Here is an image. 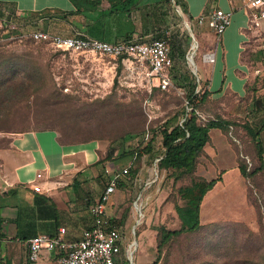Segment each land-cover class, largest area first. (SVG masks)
<instances>
[{"label": "rangeland", "instance_id": "rangeland-1", "mask_svg": "<svg viewBox=\"0 0 264 264\" xmlns=\"http://www.w3.org/2000/svg\"><path fill=\"white\" fill-rule=\"evenodd\" d=\"M177 4L162 0L151 11V34L135 36L144 40L168 36L175 63L169 70L171 87L166 89L132 58L65 53L28 36L14 37L0 26V77L9 78L14 70L16 74L8 82L27 87L6 113L0 112V128L11 130L0 129V147L8 146L10 136L17 131L43 129L64 135L67 144H92L96 161L87 169L90 205L110 174L121 172L109 207L124 238L119 264L151 263L157 254L160 228L180 227L177 207L186 205L179 194L181 186L203 175L209 180L215 178L225 166L219 161L211 165L208 158H203L194 175L160 166L162 130L186 117L189 88L181 86L184 77L200 90L196 103L208 91L200 75L204 67L202 49H191L194 37ZM263 44L264 33L256 30L245 47L243 61L255 71L256 79H252L245 98L231 93L216 99L209 96L195 110L201 124L217 118L228 120L222 131L238 166L246 167L241 187L245 206L234 217L209 218L201 221L198 229L182 233L163 248L157 264H264V167L253 175L261 163L257 142L264 148V74L258 72L264 68ZM193 63L198 69L194 70ZM25 65L29 67L27 72ZM7 70L11 71L8 76ZM234 84L242 87L240 82ZM219 85L217 89L222 87L221 80ZM249 130L258 132V138ZM213 136L217 138L215 133ZM225 156L229 164L231 157ZM220 208L225 210L222 204Z\"/></svg>", "mask_w": 264, "mask_h": 264}, {"label": "crops", "instance_id": "crops-1", "mask_svg": "<svg viewBox=\"0 0 264 264\" xmlns=\"http://www.w3.org/2000/svg\"><path fill=\"white\" fill-rule=\"evenodd\" d=\"M161 2L141 0L139 5L142 7L131 10L130 15L117 13L100 21L83 15L67 16L69 11H75L77 0H0V26L14 37L29 36L34 31L44 30L62 36L83 33L103 41H116L135 37L141 32L151 34V11ZM175 2L181 7L190 34L195 37L192 25L199 36L200 42L196 37L194 41L202 49L204 67L200 75L206 80L210 97L216 99L231 93L245 98L252 79H256L255 71H251V66L243 61V56L247 43L257 30L249 25L243 7L245 0ZM108 6L109 2L103 0L94 9L99 12ZM218 7L233 11L232 22L219 39L206 23L200 24L197 20L200 15L208 16ZM258 31L264 33V29ZM204 53H214L215 63H207L203 59ZM193 67L194 70L198 69L194 63ZM258 72L264 74V68H259ZM220 80L222 87L217 89ZM234 81L240 82L242 87L236 86ZM60 143L57 131L43 129L15 132L10 136L8 146L0 147V264H58L55 253L45 252L38 260H29L26 241L16 237L18 225L15 220L18 217L22 222H31L35 234H53L62 227L68 240L80 238L85 228L93 226L86 188L87 169L96 161L94 147L92 144ZM229 144L222 129L214 128L210 131L209 143L204 145V151L198 158L199 168L203 158H208L211 165L217 164V161L225 165L215 178L209 180L203 175L207 181L219 176L221 179L203 196L200 222L220 216L234 217L239 214L240 207L245 206L244 190L241 188L244 177ZM225 154L231 157L229 164H226ZM39 172L42 177L37 176ZM34 184L40 187L39 191L32 189ZM36 194L46 196L50 201L37 200ZM13 195L19 198L14 200ZM221 204L224 205V211L220 208Z\"/></svg>", "mask_w": 264, "mask_h": 264}, {"label": "built area", "instance_id": "built-area-1", "mask_svg": "<svg viewBox=\"0 0 264 264\" xmlns=\"http://www.w3.org/2000/svg\"><path fill=\"white\" fill-rule=\"evenodd\" d=\"M173 2L176 5L175 0ZM177 7L181 12L179 4ZM243 7L248 15L251 28L264 29V0H245ZM232 18L233 11L218 7L208 16L200 15L197 20L200 24L206 23L219 39L230 26ZM28 37L34 41L49 43L57 51L65 53L89 52L113 58H132L146 68L148 76L158 86L164 89L171 87L169 70L173 68L175 60L168 36L149 40H144L142 37H130L117 41H103L83 33L62 36L39 30L30 33ZM203 59L210 64H214L216 60L214 53H204ZM195 93L199 96L200 90L196 89ZM192 106L187 101L186 117H183L180 123L188 118L189 112L193 109ZM37 176L42 177V173L39 172ZM119 180H121V172L110 174L97 200L90 206L93 226L85 228L80 238L66 239V231L62 227L53 234L37 233L26 241L29 260L34 262L47 252L55 253L58 264H116L118 256L122 254L124 238L115 219L108 212V207ZM32 189L39 191L40 187L34 184Z\"/></svg>", "mask_w": 264, "mask_h": 264}, {"label": "trees", "instance_id": "trees-1", "mask_svg": "<svg viewBox=\"0 0 264 264\" xmlns=\"http://www.w3.org/2000/svg\"><path fill=\"white\" fill-rule=\"evenodd\" d=\"M109 2L108 7L102 8L99 12L94 9V7L102 4L103 0H77V7L75 11H69V15H83L86 18H93L95 20L104 21L110 17L121 13L124 16L130 15L131 10L140 9L141 0H107ZM162 37V36H158ZM156 38V37H155ZM33 40V39H32ZM13 67V65H11ZM27 72L29 69L28 65L23 66ZM12 75H15L14 70ZM11 71L7 70V76ZM9 78L0 77V112L6 113L10 105L18 101L20 94L22 95L27 91V87L13 85L8 80H11L13 76ZM184 81L181 83V86L189 88L188 101L193 105V109L189 112V116L182 123H176L172 126H166L162 130L163 134V146L164 152L159 159L161 168L172 170L179 173H192L194 175L197 166L199 164V156L203 153L204 145L208 144L210 141V131L214 128L226 129L229 124L228 120L217 118V120H211L207 124H201L197 122V117L195 115L196 107L200 102H204L210 96L209 91H204L201 95L200 100L196 103L195 99L199 98L198 94L195 93L196 87L187 82V77H184ZM35 80V78L33 79ZM187 84V85H186ZM190 84V85H189ZM6 131H11L9 129H3ZM253 136L258 138V132H252L249 130ZM20 132V131H17ZM26 132V131H23ZM60 144L69 145L68 140L62 135L59 136ZM264 148L260 141L256 144V154L258 159H260V165L257 166L253 172L255 175L256 172L261 170L264 167L263 159ZM99 163V161H98ZM243 175L246 174V167L242 164L239 166ZM221 179L219 176L217 179L211 181L205 180V178H199L192 180L189 185L181 186L179 189V194L181 197L186 199V205L177 207V212L179 219L181 221L180 227L178 230H169L166 227L160 228V240L158 243L157 254L151 263L147 264H157L162 255V250L167 244H170L175 238L182 235V233L191 232L198 229L200 225V211L201 203L204 199V194H206L215 183ZM35 198L37 200L50 201V199L41 194H36ZM1 220V219H0ZM17 223V234L16 237L20 238L21 241H27L35 233L32 228L31 222H22L21 218L15 220ZM116 264H119V261L116 260Z\"/></svg>", "mask_w": 264, "mask_h": 264}, {"label": "bare ground", "instance_id": "bare-ground-1", "mask_svg": "<svg viewBox=\"0 0 264 264\" xmlns=\"http://www.w3.org/2000/svg\"><path fill=\"white\" fill-rule=\"evenodd\" d=\"M195 38V37H194ZM196 43V46H194V44ZM194 48H197V41L195 42H193V44H192V48L191 49H194ZM191 60V59H190ZM192 61V60H191ZM191 63V62H190ZM193 69V68H192ZM132 247V246H131ZM130 252H131V250H130Z\"/></svg>", "mask_w": 264, "mask_h": 264}, {"label": "water", "instance_id": "water-1", "mask_svg": "<svg viewBox=\"0 0 264 264\" xmlns=\"http://www.w3.org/2000/svg\"><path fill=\"white\" fill-rule=\"evenodd\" d=\"M190 28V27H189Z\"/></svg>", "mask_w": 264, "mask_h": 264}]
</instances>
